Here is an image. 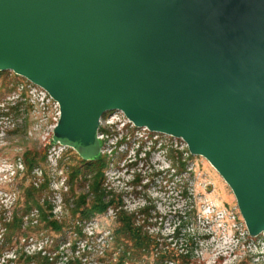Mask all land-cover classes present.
<instances>
[{"label": "water", "instance_id": "obj_1", "mask_svg": "<svg viewBox=\"0 0 264 264\" xmlns=\"http://www.w3.org/2000/svg\"><path fill=\"white\" fill-rule=\"evenodd\" d=\"M58 107L80 155L100 120L180 140L264 234V0H0V73Z\"/></svg>", "mask_w": 264, "mask_h": 264}, {"label": "rangeland", "instance_id": "obj_2", "mask_svg": "<svg viewBox=\"0 0 264 264\" xmlns=\"http://www.w3.org/2000/svg\"><path fill=\"white\" fill-rule=\"evenodd\" d=\"M57 120L58 107L42 90L0 73V264H116V210L81 222L71 216L92 173L75 150L51 143ZM100 128L105 201H121L117 210L135 214L159 253L171 243L169 249L191 251L193 264H264V234L248 237L231 190L205 159L187 156L180 140L136 130L119 112L106 115ZM176 151L183 154L182 171L172 165ZM26 153L39 160L31 172L23 165ZM76 168L85 179L71 180ZM40 186L34 199L49 204L63 225L59 234L37 224L35 210L25 215L29 189ZM12 216L21 228L9 232L3 224ZM155 253L135 264H156Z\"/></svg>", "mask_w": 264, "mask_h": 264}, {"label": "trees", "instance_id": "obj_3", "mask_svg": "<svg viewBox=\"0 0 264 264\" xmlns=\"http://www.w3.org/2000/svg\"><path fill=\"white\" fill-rule=\"evenodd\" d=\"M99 133L104 131L99 128ZM104 141L99 140L96 145L88 151H81L79 157L81 162L84 163L85 168L88 173H92L90 180H87V193L81 195L75 201V206L71 212V216L74 218L78 214L79 221H84L90 216L95 214H103L107 212L109 208L116 210L115 222L117 224L116 228L112 231L111 241L113 244V253L115 254L116 264H135L140 262L143 257H148L153 252H156V264H166L167 261H171L173 264H193L192 262V252L191 251H178L174 249H169L170 244L167 246L165 253L158 252V244L156 243L155 237L149 235L143 230V227L138 225V219L135 214H130L122 209L117 210L121 205V201H116L111 198L105 201L107 193L103 188L104 184V174L103 169L105 168L104 157L101 155V149L103 148ZM185 154L189 155L187 149ZM183 154L180 151H176L175 158L176 161L173 162V166L177 170L182 171L185 167V161L182 158ZM173 158V157H172ZM39 160H36L34 156L26 153L23 158V165L27 172L33 171L37 168ZM71 180L76 181L78 177L85 179V174L80 169H74L70 174ZM41 189L31 187L28 192V203L29 207H26L25 215L29 214L31 210L36 212V223L43 225L44 229L49 230L55 234L62 232L63 225L54 219L51 213V207L48 203L44 202L40 205L34 199V194ZM44 207H46L44 210ZM48 212V213H46ZM21 219L16 216H12V222L5 226V230L9 232H14L19 230ZM81 232L78 231V235ZM179 230L176 229L173 233L175 239L179 238ZM187 243H192V240H186ZM46 260V259H45ZM47 262V260H46Z\"/></svg>", "mask_w": 264, "mask_h": 264}, {"label": "built area", "instance_id": "obj_4", "mask_svg": "<svg viewBox=\"0 0 264 264\" xmlns=\"http://www.w3.org/2000/svg\"><path fill=\"white\" fill-rule=\"evenodd\" d=\"M47 96V95H46ZM124 117V116H123ZM103 120V119H102ZM100 122H101V120H100ZM146 131V130H145ZM99 140V139H98Z\"/></svg>", "mask_w": 264, "mask_h": 264}]
</instances>
